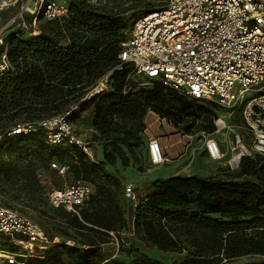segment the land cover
<instances>
[{"label":"trees","instance_id":"16d2710c","mask_svg":"<svg viewBox=\"0 0 264 264\" xmlns=\"http://www.w3.org/2000/svg\"><path fill=\"white\" fill-rule=\"evenodd\" d=\"M40 28L35 37L10 41L9 57L16 72L0 78V132L11 138L5 136L11 127L66 112L110 74L111 89L98 93L93 121L114 148L108 151L105 145V161L96 162L77 146L50 145L77 150L80 159L73 167L77 177L91 164L103 170L117 157L128 165L116 144L130 146L131 133H122L118 121L131 122L136 132H142L147 114L154 112L190 135L197 116L207 114L197 101L172 88L154 86L125 93L133 66L119 58L126 24L113 8L76 0L67 17L42 19ZM32 135L43 136H17ZM82 209L80 215L70 211L73 216L67 220L80 246L57 247L31 264H66L65 255L73 264H165L147 255L129 262L106 257L103 246L113 240L111 232L122 240L116 227L121 219L111 206ZM133 227L143 241L182 255L171 264H229L242 257L261 258L245 264H264V155L244 156L237 169L207 178L175 175L156 180L151 193L136 206Z\"/></svg>","mask_w":264,"mask_h":264},{"label":"built area","instance_id":"2783aa9c","mask_svg":"<svg viewBox=\"0 0 264 264\" xmlns=\"http://www.w3.org/2000/svg\"><path fill=\"white\" fill-rule=\"evenodd\" d=\"M68 15L65 0H0V78L16 72L9 57L12 38L35 37L41 32L42 19L61 20ZM120 44L122 63H131L133 72L147 79L136 82L129 75L125 93L159 86L175 89L194 101L238 110L251 135L250 144L236 134L223 151L219 141L210 138L205 143L208 154L222 159L230 152L232 170L244 156L264 155V0H165L159 9L141 17L131 36ZM108 88V81L102 78L87 97ZM79 108L77 104L62 114L21 123L5 136L41 133L51 146H77L90 155V143L70 122ZM147 149L152 164L166 162L159 139H150ZM50 167L59 173L69 168L60 161L51 162ZM126 191L133 196V185H127ZM91 195V185L77 180L60 191H50L48 199L53 206L80 215ZM0 237H8L32 253L35 247L46 248L41 241L48 243L34 220L1 204ZM27 258L0 245V264H29Z\"/></svg>","mask_w":264,"mask_h":264},{"label":"rangeland","instance_id":"374dc122","mask_svg":"<svg viewBox=\"0 0 264 264\" xmlns=\"http://www.w3.org/2000/svg\"><path fill=\"white\" fill-rule=\"evenodd\" d=\"M65 1L70 7L76 0ZM88 2L97 6L106 5L107 8L120 12L126 24L124 39L126 40L131 36L136 22L145 14L159 9L165 0H88ZM129 75L136 82L147 81L144 76L133 72V69L129 71ZM106 76L104 80L108 81L110 90L113 79L110 74ZM146 88L150 89L152 86L147 85ZM88 94L79 102L80 108L72 113L70 122L84 141L96 142L103 148L108 144V151H113L114 148L107 138L102 136L93 125L95 102L100 94L97 93L94 96L96 100H90L91 98L87 97ZM196 103L203 106L207 114L197 116L193 133L190 135L185 134L181 125L172 123L154 112L151 114L153 119H148L152 130H148V134L145 133L147 116L144 120L145 129L142 132H136L131 122L118 121L122 127V133L125 131L131 133L128 136L130 146L116 144L121 147V155L128 159V165L124 166L123 161L118 157L114 164H107L103 170L91 162L94 164H91L90 170L87 172L81 170L79 177L73 168L77 159H80L76 149L70 151L51 147L41 135L5 138L0 132V204L17 209L30 217L39 225L48 239V243H42V241L39 243L46 244V248L35 247L33 253L8 237H0V245L26 254L29 264L34 259L43 258L52 253L57 247L67 250L69 247L80 246L73 240L77 234L67 224V220L73 216V213L66 208L53 206L49 202L48 193L53 190L60 191L68 184L83 180L91 185L92 195L82 210L86 208L92 210L99 205L111 206L121 219L116 227L121 233L122 240L117 239L115 231L111 232L113 240L103 246L106 257L129 262L140 255H147L165 264L180 260L182 255L159 250L143 241L134 230L135 209L141 198L151 191L156 181L151 179H155L156 173L157 178L172 174L211 177L230 169L228 164L230 152L222 159L211 158L205 146L208 139L214 138L219 141L223 151H226L236 134H240L246 143L251 142V135L244 127L240 111H232L214 102L197 101ZM191 121L189 119V122ZM115 123L117 120L113 125ZM173 134L180 135L181 139L176 137L171 139L170 136ZM160 135L163 136V141L159 139ZM153 138L159 139L163 146L167 160L162 165H154L150 160L146 142ZM117 154L118 152L115 155ZM63 160H66L69 166L65 173H59L50 167L51 162ZM95 161L97 162L96 159ZM129 184L133 185V196L127 194L126 186ZM67 232L69 234H66ZM64 261L66 264H73L67 255L64 256ZM258 261H261V258L242 257L229 264Z\"/></svg>","mask_w":264,"mask_h":264},{"label":"crops","instance_id":"0c3cea01","mask_svg":"<svg viewBox=\"0 0 264 264\" xmlns=\"http://www.w3.org/2000/svg\"><path fill=\"white\" fill-rule=\"evenodd\" d=\"M151 114H154L153 112H149L148 113V115H147V118H146V120H147V129L145 130V133L146 134H148V130H150V131H152L151 129H150V127H151V125L150 124H148V119H153V117H152V115ZM153 124V123H152ZM80 135V134H79ZM178 136V137H177ZM189 136V135H188ZM80 137H81V135H80ZM171 137V139H172V137H176V139L177 138H180V135H178V134H173L172 136H170ZM82 138V137H81ZM83 139V138H82ZM159 139L161 140V141H163L164 140V138H163V136L162 135H160L159 136ZM181 139V138H180ZM84 140V139H83ZM85 141H87V142H89L90 143V151H91V156L93 157V158H95L96 160H98V161H105V151H104V148L101 146V145H98L96 142H93V141H90V140H85ZM176 141H178V140H176ZM146 144H147V146H148V141L146 142ZM148 150V149H147ZM162 165V164H161ZM107 166V165H106ZM175 175H177V174H172V175H170V176H161V177H159V178H157V173H156V175H154V178L155 179H151V181H153V180H158V179H167V178H170V177H172V176H175ZM152 188H153V186H152ZM151 191H152V189H151ZM151 191L149 192V193H151ZM149 193H147V194H149ZM146 194V195H147ZM145 195V196H146Z\"/></svg>","mask_w":264,"mask_h":264}]
</instances>
